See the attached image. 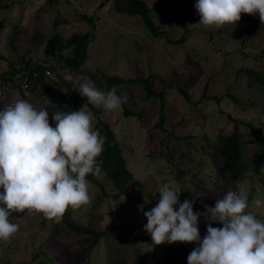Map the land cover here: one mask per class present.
<instances>
[{"label": "rangeland", "instance_id": "obj_1", "mask_svg": "<svg viewBox=\"0 0 264 264\" xmlns=\"http://www.w3.org/2000/svg\"><path fill=\"white\" fill-rule=\"evenodd\" d=\"M103 1L104 6L99 7ZM144 1L152 8V21L162 31L156 38L138 17L116 13L112 0H0V20L5 23L0 36V76L22 61L41 62L46 70L44 83L36 87L28 102L38 111H48L52 126L54 113L76 111V107L80 110L86 104L84 110L92 113L94 130L101 117L121 136L127 167L134 176L127 188L129 195H118L99 174L100 185L88 181L90 203L78 209L69 207L76 223L105 232L90 256L92 264H113L112 248L117 249L119 259L130 261L136 248H142L147 264H174L176 252H182L179 244L155 245L141 227L128 233L146 218L144 212L157 205L164 183H176L181 203L199 196L195 201L198 208L194 204L193 210L202 214L198 221L201 239L207 234L205 205L214 206L226 192L244 193L250 204L255 199L264 201V151L252 132L240 126L243 172L235 181L223 172L212 147L219 134L233 131L234 123L228 116L264 129V85L255 80L251 87L250 78L241 74L249 69L264 78V31L248 35L249 14L245 13L235 24L206 28L199 24L197 0ZM57 33L63 38L91 35L88 62L82 67L89 76L58 65L51 71L44 49ZM96 71L125 79L150 77L153 90L164 94L162 126L161 100L148 96L141 83L116 88L126 107L110 112L87 104V98L78 92L82 83L91 81L104 91L91 77ZM74 97L79 99L76 106ZM18 99V92L4 98L0 110ZM125 108L134 116L126 117ZM255 211L264 222V207ZM59 219L28 210L12 212L9 221L19 230L9 240H0V264L86 262L92 237L67 235L56 226ZM212 227L223 225L213 223ZM186 245L191 251L199 246L195 242ZM175 264H187L186 258L180 256Z\"/></svg>", "mask_w": 264, "mask_h": 264}, {"label": "clouds", "instance_id": "obj_2", "mask_svg": "<svg viewBox=\"0 0 264 264\" xmlns=\"http://www.w3.org/2000/svg\"><path fill=\"white\" fill-rule=\"evenodd\" d=\"M195 8L199 24L206 28L235 24L242 13L258 14L264 23V0H197ZM78 92L87 104L110 112L123 103L115 86L105 92L86 81ZM85 107L54 113L55 126L48 111H38L23 99L0 110V240H9L19 230L9 221L12 212L28 210L54 219L69 207L90 203L86 177L101 173L98 158L106 137L93 129V115ZM159 192L157 205L143 213L148 221L144 230L155 245L198 243L187 257L188 264H264V222L255 211L264 207V201L255 199L250 204L244 193L226 192L214 206L205 205L207 234L201 239L202 214L193 210L199 196L181 203L174 181L164 183ZM213 223L223 227H212Z\"/></svg>", "mask_w": 264, "mask_h": 264}, {"label": "trees", "instance_id": "obj_3", "mask_svg": "<svg viewBox=\"0 0 264 264\" xmlns=\"http://www.w3.org/2000/svg\"><path fill=\"white\" fill-rule=\"evenodd\" d=\"M104 1L99 5V7L104 6ZM112 4L115 8L116 13L120 15H125L129 17H138L145 27L148 29L149 33L152 34L154 38L161 35V29H159L150 17L152 8L144 0H112ZM250 24L248 35L255 33L256 31H264V23L259 19V15H248ZM89 22L92 19H88ZM5 28L4 21L0 20V36L2 30ZM257 33V32H256ZM91 35L89 33L74 34L69 38H63L60 34H55L49 38L46 43L44 54L46 60L50 63L51 71H56L55 66L58 65L59 68H66L67 71H75L77 73H84L89 76V73L82 70V67L88 62V44L90 43ZM182 42V41H181ZM264 53V49L262 50ZM45 65L41 62H36L32 60H27L21 62L17 67H13L12 71L0 76V104L6 97H11L14 92H18L19 98L25 101H29L30 97L33 95L36 87L44 83V70ZM46 69V68H45ZM244 76H248V84L252 87L253 81L264 85V78L262 74H259L253 70L246 69L241 72ZM20 75V77H17ZM101 76V77H99ZM91 77L98 80L99 85L104 91L111 90L112 87H118L122 84H137L141 83L145 87L148 96L153 98H159L161 100V121L160 125L164 123V94L162 92H156L153 90L150 84V77H132L129 79L121 78L118 75H105L101 72L91 73ZM98 77L100 79H98ZM27 84L26 91L23 90V85ZM179 92L184 95L188 100H190L189 94L182 88L178 87ZM117 95L118 91H117ZM236 104L239 103L235 96H230ZM75 106L79 102L77 97ZM124 107V102L122 103ZM78 110L79 108L76 107ZM124 115L126 117L134 116L133 112L124 109ZM231 122L234 123L233 131L230 134H219L215 143L212 147L215 148V154L219 160L220 167L223 172L227 175L228 179L235 181L240 174L243 172V154H242V141L240 134V126L243 124L247 127L253 134L256 144L264 151V129L257 127L255 124L250 122H240L228 116ZM95 130L100 133L101 136L106 137V142L104 145V151L102 155L98 158V161H102L101 165V175H104L108 182L113 185L114 189L118 190V195H129L127 188L129 184L134 180L133 173L127 167V161L124 156V149L122 146L121 136L114 132L113 128L109 122L105 121L103 118L98 117L96 121ZM86 179L92 183L100 185L99 180L94 175H88ZM217 182V181H215ZM103 194L106 195L104 192ZM160 194L158 195V199ZM139 201L141 198L138 197ZM196 208V204L194 205ZM150 211V210H148ZM147 218H145L140 224L135 226L132 233L136 227H141L144 229V225L147 223ZM119 225V224H116ZM56 226L64 231L67 235H85L92 237L90 244L89 258L83 264H92L90 256L93 250L96 248L98 243L101 241V237L104 235L103 232H96L91 227H87L76 223L71 217V209L68 208L63 216L60 217ZM124 229V228H123ZM132 231V232H131ZM180 245L182 252H176L175 258L172 259L174 264L179 260L180 256L186 258L187 264L188 255L192 252L186 243L176 242ZM110 254L114 257L113 264H147V259L145 256L146 251L142 248H136L135 254L130 261L119 259L117 257V249L112 248L109 250ZM46 255V250H43ZM175 253V251H174ZM173 253V254H174ZM178 254V255H177ZM35 257H40L39 254H35Z\"/></svg>", "mask_w": 264, "mask_h": 264}, {"label": "built area", "instance_id": "obj_4", "mask_svg": "<svg viewBox=\"0 0 264 264\" xmlns=\"http://www.w3.org/2000/svg\"><path fill=\"white\" fill-rule=\"evenodd\" d=\"M39 0H29V3H35V2H38ZM17 77H20V75H18ZM26 89H27V84H24L23 85V90H25L26 91Z\"/></svg>", "mask_w": 264, "mask_h": 264}]
</instances>
